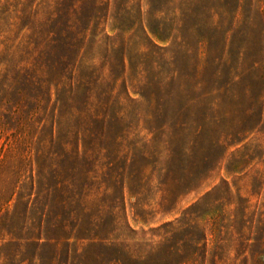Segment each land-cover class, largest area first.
Masks as SVG:
<instances>
[{"label":"trees","instance_id":"1","mask_svg":"<svg viewBox=\"0 0 264 264\" xmlns=\"http://www.w3.org/2000/svg\"><path fill=\"white\" fill-rule=\"evenodd\" d=\"M22 1L31 36L23 37L20 52L36 58L17 67L11 83L4 75L0 81L2 117L8 121L0 130V233L8 237L0 245V264H40L41 246L51 253L44 264H58L62 248L69 255L74 238H66L63 190L75 181L71 173L78 168L79 212L89 216L85 165L94 153L103 152V162L94 163L114 174L111 187L116 179L126 181L121 195L157 189L160 207L168 212L229 155L243 161L256 150L247 141L262 134L264 114L259 0ZM109 21L115 35L98 39ZM125 30L127 38L121 36ZM43 43L48 52L41 50ZM87 44L91 52L106 54L97 65L89 60ZM52 93L56 148L32 158L18 122L21 110L28 102L52 106ZM74 93L80 95L78 106L71 103ZM85 118L95 124L84 128ZM103 136L100 148L95 141ZM129 180L137 185L134 193ZM221 188L158 227L157 241L132 248L108 236L82 240L100 244L108 259L103 264H264V202L251 207L238 191L232 195L227 182ZM201 212L210 216L208 233L195 223ZM95 221L89 216V225L99 228ZM30 246L31 258L16 259ZM85 256L78 263L72 257L70 264H102L98 256L91 261Z\"/></svg>","mask_w":264,"mask_h":264},{"label":"rangeland","instance_id":"2","mask_svg":"<svg viewBox=\"0 0 264 264\" xmlns=\"http://www.w3.org/2000/svg\"><path fill=\"white\" fill-rule=\"evenodd\" d=\"M259 1L264 8V0ZM22 2V0H0V81L2 79L1 77L4 75L9 77L11 83L14 73L17 71V67L25 63L28 59L33 60V58H36V54L32 52L30 53L32 57L29 58L20 52V45L23 37L31 36V32L28 31L30 27L26 24L25 19L22 18ZM243 9H245V6H243ZM237 17L239 18V22L242 21L241 14ZM111 23V21L107 24L104 23V26L101 27L100 32L97 34L98 39L103 33L109 36L115 35ZM129 35V31L127 30L121 33L123 38L129 37ZM49 38L50 37L47 39V43ZM91 38H93V36H90V39ZM42 46L41 50L49 51V48L46 47L44 43ZM87 48H90L89 60L92 64L97 65L99 62L98 58L106 56L103 49H97L91 52V44H87ZM78 97H80V95L74 93L71 98L73 106H78ZM51 103L52 106L43 107L36 106L33 102L23 104V110H21V112L24 117L18 122H21L23 125V141L29 148L32 158H34L36 152L47 151L48 147L50 151L56 148V142L52 139L53 111L56 107L53 93L51 96ZM58 108L60 109V106L57 107V109ZM64 112L66 113L67 111H63V113ZM4 113L5 106L0 101V130H3L5 122H8L6 116L5 118L2 117ZM35 113H37V116ZM95 114L98 113L94 111V115ZM108 121L109 120H106L107 125L109 123ZM12 122L15 128L17 120ZM76 122H78V119L74 120V124ZM82 122L81 126L84 128L95 124L91 118H85ZM260 129L262 134L255 135L247 141V145L256 147L255 151L249 153L248 158L241 161L229 155L210 174L200 188L180 199L177 206L172 211L168 210V212L162 211L160 207L162 192L156 193L155 191H157V189H152L148 193L141 192L140 196L137 195L134 197H131L128 192H125L122 194L124 195L123 198L121 190L123 182L126 181L116 179L113 183L114 186L111 187L109 178H115L114 174H111L104 169V167L100 168L99 166H95V161L100 163L103 162V152L100 151L98 154L94 153L88 162H86L85 170L88 181L85 180V176L84 180L89 184L86 188V198L88 201L86 208L87 211H89L90 217L95 216L97 222L95 221L94 224L99 228H95L94 226L91 227V225H89L91 224V222H89V216H83L79 212V207H82L83 203L81 202L83 201L79 197L80 187L78 182H76L80 172L78 168H75V171L71 173L75 181H71V186L69 185L63 190L66 198H68L67 210L65 211L66 217L64 218L67 222L66 238L70 237L74 239L71 240L72 246H70L69 255H67V248H62L63 253L58 252L55 261L57 260L58 264L63 262L64 264H70L73 257L76 259V263H78L81 255H83V257L87 255L85 257L89 259V261L95 260L98 256L102 264L107 262L108 259L102 256L104 250L101 248L100 244L88 245V241H83V238H96V236L104 238L108 236L110 242L115 241L120 244L131 246L132 248H138L140 245L151 243V241H157L153 235L156 234L158 227L180 218V213L184 208L196 202L204 193L210 191L212 188L222 189L221 186L223 181L228 183L233 196H235L237 194L236 191H238L241 197L249 200V205L251 207L257 202H264V114ZM85 135L88 136V134ZM68 137L73 138L71 132L68 134ZM2 140L3 137L0 142ZM95 142L99 144L100 148H104V136L100 137L99 141ZM71 145L67 143L68 150L73 149ZM232 151L233 149L231 152ZM79 162H81V158ZM32 164L33 168H35V163L33 162ZM123 175L129 176L128 172H125ZM162 179L163 174H160L159 181ZM22 181L23 180H21V182ZM26 182L27 181L24 183ZM153 185L155 186L156 182H154ZM129 186L132 193L137 191V185L133 180H129ZM160 189H162V187ZM69 214L71 216H69ZM194 220L204 232L208 233L210 226L209 215H204L201 212L196 214ZM85 228L90 231H84ZM2 236L3 234L0 233V245L8 240V237L3 238ZM34 250L35 248H31V246L27 249H21L19 255H16V259H29L33 256L31 252ZM16 252L18 254V251ZM38 252L40 254L39 256L42 257L40 264H44L51 260L49 257L51 253L48 247L41 246ZM89 261L87 262L90 263ZM7 264L14 263L9 260ZM22 264L27 263L24 262ZM36 264L39 263L37 262ZM248 264H250L249 261Z\"/></svg>","mask_w":264,"mask_h":264}]
</instances>
